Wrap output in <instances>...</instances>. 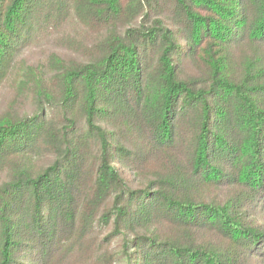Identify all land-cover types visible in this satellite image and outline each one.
<instances>
[{
  "label": "trees",
  "instance_id": "trees-1",
  "mask_svg": "<svg viewBox=\"0 0 264 264\" xmlns=\"http://www.w3.org/2000/svg\"><path fill=\"white\" fill-rule=\"evenodd\" d=\"M1 97L0 264H264V0H0Z\"/></svg>",
  "mask_w": 264,
  "mask_h": 264
},
{
  "label": "rangeland",
  "instance_id": "rangeland-1",
  "mask_svg": "<svg viewBox=\"0 0 264 264\" xmlns=\"http://www.w3.org/2000/svg\"><path fill=\"white\" fill-rule=\"evenodd\" d=\"M52 49V47H51ZM27 56L32 60V61H38L44 58L45 56V51H43L42 49H38V50H34L31 52H27ZM4 97V95H2ZM3 104V98H0V107Z\"/></svg>",
  "mask_w": 264,
  "mask_h": 264
}]
</instances>
